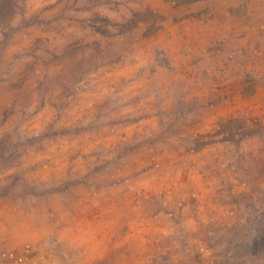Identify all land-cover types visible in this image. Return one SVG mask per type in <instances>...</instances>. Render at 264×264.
I'll use <instances>...</instances> for the list:
<instances>
[{
    "label": "rangeland",
    "instance_id": "rangeland-1",
    "mask_svg": "<svg viewBox=\"0 0 264 264\" xmlns=\"http://www.w3.org/2000/svg\"><path fill=\"white\" fill-rule=\"evenodd\" d=\"M0 229L43 264H264V0H0Z\"/></svg>",
    "mask_w": 264,
    "mask_h": 264
},
{
    "label": "built area",
    "instance_id": "built-area-1",
    "mask_svg": "<svg viewBox=\"0 0 264 264\" xmlns=\"http://www.w3.org/2000/svg\"><path fill=\"white\" fill-rule=\"evenodd\" d=\"M0 264H43V262L38 258L35 249L26 248L18 253L2 254Z\"/></svg>",
    "mask_w": 264,
    "mask_h": 264
},
{
    "label": "crops",
    "instance_id": "crops-1",
    "mask_svg": "<svg viewBox=\"0 0 264 264\" xmlns=\"http://www.w3.org/2000/svg\"><path fill=\"white\" fill-rule=\"evenodd\" d=\"M3 232H4V235L0 236L1 239L3 238V236H5L7 238L8 234L10 233V231H8L7 229H5L4 231L0 229V234H2ZM19 232H21L20 229H15L14 237H19ZM5 233H6V235H5ZM93 235H97L98 236L97 228H95V232L93 230ZM93 248H94V250L91 251L93 254H89V255H90V257L96 258L97 255H98V241H95V247H93ZM91 252H88V253H91Z\"/></svg>",
    "mask_w": 264,
    "mask_h": 264
}]
</instances>
